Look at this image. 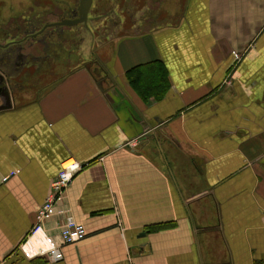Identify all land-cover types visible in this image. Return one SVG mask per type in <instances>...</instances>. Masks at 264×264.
<instances>
[{
	"label": "crops",
	"instance_id": "obj_1",
	"mask_svg": "<svg viewBox=\"0 0 264 264\" xmlns=\"http://www.w3.org/2000/svg\"><path fill=\"white\" fill-rule=\"evenodd\" d=\"M121 1L126 30L87 31L85 63L0 110V264H264V0ZM156 61L170 88L144 99L126 74ZM69 159L82 169L34 235ZM49 243L63 260L33 255Z\"/></svg>",
	"mask_w": 264,
	"mask_h": 264
},
{
	"label": "flooded vegetation",
	"instance_id": "obj_2",
	"mask_svg": "<svg viewBox=\"0 0 264 264\" xmlns=\"http://www.w3.org/2000/svg\"><path fill=\"white\" fill-rule=\"evenodd\" d=\"M41 1H33L34 13L19 14V12H15L6 20L0 18V98L1 96L4 98V104H11L9 100L12 98L7 97V91L9 90L11 96L13 95L15 91L13 84L17 85L16 78L22 77L26 81L28 80L27 76L32 77V74L28 71L25 73L26 67H35L33 70V74H35L43 69L44 71L47 70L49 66H53L54 62H59L60 52L66 50L65 45L67 43L64 39L68 36H74L72 31H75V28L84 26V23L72 27L50 25L66 19H79L81 17V0H62V2L55 3ZM98 1L93 0L88 13V25L93 24L96 19L105 15V17L110 18L105 20L109 21L108 30H114L118 27L124 30L128 20V12L125 8L120 10L123 13L122 17L113 20L111 18L112 15H115L113 7H110L103 15L95 13ZM105 2L107 6L110 0H105ZM157 8L158 5L154 4L152 8H148L147 13L155 15L158 12ZM105 32L107 33V31ZM104 39L105 42L109 41V37L104 36ZM79 44V41H73L72 46L77 48ZM27 46H29V49H27ZM69 55H66V59ZM88 68H91V64H88Z\"/></svg>",
	"mask_w": 264,
	"mask_h": 264
},
{
	"label": "rangeland",
	"instance_id": "obj_3",
	"mask_svg": "<svg viewBox=\"0 0 264 264\" xmlns=\"http://www.w3.org/2000/svg\"><path fill=\"white\" fill-rule=\"evenodd\" d=\"M33 1L34 0H0V18L2 15L7 16V14H9V12H13V11L19 12V14H23L25 12L34 13L33 12ZM44 1H47V0H42L41 2H44ZM104 1L105 0H103V1L99 0L98 1L96 9L94 8L95 13L104 14L110 7L114 6V4H117V3L113 2V0H111L110 1L111 3L109 2L107 7H106V3L104 4ZM117 1L120 5V10H121V7L123 6L124 3L121 0H117ZM108 26H109V21H105L102 25H100V24L96 25L94 23L89 24L88 29H86L85 26L75 28L76 32L72 31L74 36H72V37L68 36L66 39H64L65 43H67L65 45L66 50L60 52V56H59L60 61L59 62H57V63L54 62L53 66H51V67L49 66L47 68V70L44 71V69H43L42 71L37 72L35 74H33V70L35 67H30V68L26 67L25 73H27V71H28L29 73L32 74L31 75L32 77L29 78L27 76L26 78L28 80H26V81L21 79V80H23V81H20L22 84L21 87H19L20 83H18V85H16L15 83L13 84L15 86L14 92L16 95L18 94V97L20 98V99L18 98V101L22 104L27 103L29 101V99L34 98V93H33L32 88L36 87L35 89H37L39 84H42V86H40L39 88H42V87L44 88V86L50 84V82H54L57 79H59L61 76L67 74L72 67H75L76 65L81 64V63H85L84 60L81 61V58H83V56H82V54H80L82 51H80L81 48L79 49V47L82 44V42L84 41V37L87 36L86 35L87 31H91L93 29L95 38H97L96 41L93 40V44L95 42V45L97 46L98 43H101V42H98V40H100L101 37L105 36V34H106L105 31H109ZM126 27H127V24H126ZM126 27L124 28V30H126ZM119 30L122 31V29H119ZM73 41H75V42L79 41L80 42V44L77 48L72 46ZM28 43H30V42H28ZM37 47L39 48V46H37ZM27 49H29V46H27ZM39 49H37V50H39ZM94 52L97 53L96 51H94ZM105 52L106 51H104L103 53H105ZM67 54H70V55L66 59ZM91 70L95 73H98L99 68L95 67V68H91ZM50 72H52V73H50ZM23 77H24V74H23ZM16 79H19V78H16ZM24 86L26 87L25 88L26 90L25 89L22 90ZM38 89H37V91H38ZM0 103H1V101H0Z\"/></svg>",
	"mask_w": 264,
	"mask_h": 264
},
{
	"label": "built area",
	"instance_id": "obj_4",
	"mask_svg": "<svg viewBox=\"0 0 264 264\" xmlns=\"http://www.w3.org/2000/svg\"><path fill=\"white\" fill-rule=\"evenodd\" d=\"M236 60L237 62L240 61L241 55H237ZM225 83L229 86L232 85V77L228 78ZM140 140L141 138L133 139L128 143V145L130 148H135L139 144ZM81 169L82 164L75 159H69L61 164V168L57 176L51 183L49 196L37 211L36 224L33 228L34 235L43 230L44 222L49 218L54 208L61 202L70 187L73 178ZM60 235L63 244H74L83 240L87 236V232L84 225L78 223L72 213H67L62 224ZM25 247L26 246L23 248L27 253ZM40 252L47 255L49 261L51 262H57L64 259V253L61 246L54 243L42 246L40 250L33 255ZM27 255L29 254L27 253Z\"/></svg>",
	"mask_w": 264,
	"mask_h": 264
},
{
	"label": "trees",
	"instance_id": "obj_5",
	"mask_svg": "<svg viewBox=\"0 0 264 264\" xmlns=\"http://www.w3.org/2000/svg\"><path fill=\"white\" fill-rule=\"evenodd\" d=\"M126 77L144 99H161L170 88L168 71L160 61L136 66L127 72Z\"/></svg>",
	"mask_w": 264,
	"mask_h": 264
},
{
	"label": "water",
	"instance_id": "obj_6",
	"mask_svg": "<svg viewBox=\"0 0 264 264\" xmlns=\"http://www.w3.org/2000/svg\"><path fill=\"white\" fill-rule=\"evenodd\" d=\"M92 4H93V0H81V17L79 19H76V20L66 19V20H62L58 23H53L50 25H60V26L72 27V26H76V25H79L81 23H84V26L86 28H89L88 13L91 9ZM90 71H91V69H90ZM91 72L96 79H99V77L102 75V71L100 68L98 70V73H95L93 71H91ZM105 74H107L108 76H105L104 78H106V79L111 78L106 70H105ZM100 84H101V82H100ZM7 97L12 98L9 90L7 91ZM0 101H1L0 110L9 109V108L13 107L12 99L9 100L11 104H4L5 100L2 96L0 98Z\"/></svg>",
	"mask_w": 264,
	"mask_h": 264
},
{
	"label": "bare ground",
	"instance_id": "obj_7",
	"mask_svg": "<svg viewBox=\"0 0 264 264\" xmlns=\"http://www.w3.org/2000/svg\"><path fill=\"white\" fill-rule=\"evenodd\" d=\"M38 237H39V236H38ZM36 238H37V237H36ZM37 240H38V239H37ZM37 240H36V241H37ZM30 242H31V241H30ZM26 249H27V251H28L29 254H32V252H33V250H34V249L32 250V249L30 248V246H28V245L26 246ZM34 252H35V251H34ZM35 253H36V252H35ZM35 253H34V254H35Z\"/></svg>",
	"mask_w": 264,
	"mask_h": 264
}]
</instances>
